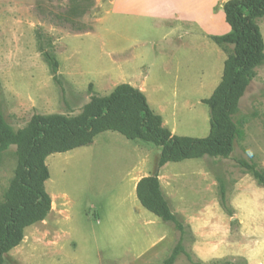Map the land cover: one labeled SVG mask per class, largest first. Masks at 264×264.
<instances>
[{
  "label": "rangeland",
  "instance_id": "1",
  "mask_svg": "<svg viewBox=\"0 0 264 264\" xmlns=\"http://www.w3.org/2000/svg\"><path fill=\"white\" fill-rule=\"evenodd\" d=\"M223 27H216L217 34H225ZM202 37L168 38L152 20L113 9V0H0V113L17 132L35 114L75 117L93 95L107 96L125 83L146 87L154 106L169 101L166 115L175 120L178 136L204 138L203 106L196 103L221 77V51ZM45 53L58 60L55 76ZM240 105L235 118L248 122L264 143V66ZM160 152L108 131L89 146L50 155L52 211L26 229L5 263L162 264L180 242L191 252L190 231L163 222L136 195L135 182L157 171ZM207 159L168 167L192 178ZM16 168L12 146L0 153V203ZM177 262L189 264L185 255Z\"/></svg>",
  "mask_w": 264,
  "mask_h": 264
},
{
  "label": "trees",
  "instance_id": "2",
  "mask_svg": "<svg viewBox=\"0 0 264 264\" xmlns=\"http://www.w3.org/2000/svg\"><path fill=\"white\" fill-rule=\"evenodd\" d=\"M224 13L231 32L214 40L226 51L228 46L233 50L228 53L221 83L204 101L210 109V134L206 138L174 135L164 125L162 116L151 108L145 94L125 83L107 96L93 95L75 117L35 114L17 132L11 130L0 113V153L14 146L17 155L15 175L0 203V264H6L7 254L22 243L26 229L43 222L52 211L53 201L46 190L50 179L46 159L52 154L89 146L96 136L111 131L159 148L158 170L168 163L204 157L231 158L235 142L245 135L246 121H235L240 102L256 77V69L264 66V38L257 24L264 17V0H230L224 5ZM45 58L55 76L58 60L50 53H45ZM1 92L0 85V98ZM234 160L264 187L262 166ZM136 195L140 204L163 222L174 224L182 233L186 228L190 231L173 215L158 173L140 179ZM219 195L222 207L233 217L222 181ZM180 255H185L189 264L232 263L228 259L202 262L180 242L162 264H179Z\"/></svg>",
  "mask_w": 264,
  "mask_h": 264
},
{
  "label": "crops",
  "instance_id": "3",
  "mask_svg": "<svg viewBox=\"0 0 264 264\" xmlns=\"http://www.w3.org/2000/svg\"><path fill=\"white\" fill-rule=\"evenodd\" d=\"M228 1L230 0H113V9L127 10L133 17L152 20L157 26L165 27L168 38H178L181 41L189 39L194 42L199 39L198 36H203L208 41L215 42L216 37L231 32L224 13V5ZM219 24L222 26L226 24L222 30L225 34L221 32L217 34L216 27ZM257 24L264 38V17L259 18ZM219 48L221 62L217 75L221 77H216L217 80L209 85L210 96L198 98L196 103L203 106L201 112L204 138L210 134V109L207 113L204 107L207 105L204 101L213 95L221 83L228 53L233 50L232 46H228L227 51L221 46ZM135 88L147 95L146 87ZM147 100L154 112L162 116L164 125L174 135H178L175 120H171L166 115L165 105L169 101H154V106L149 102L148 97ZM240 112L241 105L237 115ZM235 121L239 120L235 118ZM244 132L243 139L235 142L231 158L207 157L208 159L198 166L192 178H185L182 174L169 169L168 164L160 170L157 167L154 173L159 174L163 195L173 215L185 219L186 225L190 228L192 254L205 263L228 259L231 264H264V187L234 160L244 159L264 168V143L260 142L263 138L248 122L244 126ZM232 163L235 166L231 165ZM143 177L135 182V191L137 183ZM220 181L226 187L233 217L221 205L220 195L217 192Z\"/></svg>",
  "mask_w": 264,
  "mask_h": 264
}]
</instances>
